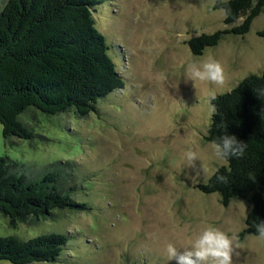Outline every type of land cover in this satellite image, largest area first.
Instances as JSON below:
<instances>
[{
  "label": "rangeland",
  "instance_id": "obj_1",
  "mask_svg": "<svg viewBox=\"0 0 264 264\" xmlns=\"http://www.w3.org/2000/svg\"><path fill=\"white\" fill-rule=\"evenodd\" d=\"M6 1L0 0V10ZM216 4L104 0L93 14L126 86L86 116L30 108L21 120L36 134L32 140L15 138L7 146L0 123V157L8 156L18 174L41 176L61 162L62 174L78 184L74 197L91 207L16 225L0 213V236H70L57 261L29 264H177L169 260L167 245L182 253L206 226L233 237L232 264H264V237H239L250 203L234 199L226 206L218 192L197 187L227 164L206 139L211 98L264 71V38L257 33L264 27V9L247 34H225L202 54L192 52L190 38L242 22L243 17L227 24ZM208 56L222 64L223 81L187 79L186 66ZM187 152L194 153L192 159Z\"/></svg>",
  "mask_w": 264,
  "mask_h": 264
},
{
  "label": "trees",
  "instance_id": "obj_2",
  "mask_svg": "<svg viewBox=\"0 0 264 264\" xmlns=\"http://www.w3.org/2000/svg\"><path fill=\"white\" fill-rule=\"evenodd\" d=\"M104 0H7L0 10V123L5 144L32 140L36 134L21 116L30 108L56 115L73 111L86 116L98 111L101 99L126 86L109 54L106 36L97 26L93 9ZM226 23L242 22L226 30L202 33L188 40L195 55L217 45L225 34L245 35L264 9V0H217ZM264 38V27L258 32ZM264 88L262 74H250L228 92L211 98L213 114L206 139L234 134L247 144L241 158H230L209 181L197 187L218 192L224 205L246 199L251 209L239 237L259 235L264 220ZM57 162L43 175L25 176L14 170L8 156L0 157V213L13 225L29 218H53L60 210L91 207L74 195L79 189L72 175H63ZM227 177V182L217 179ZM75 181V178L73 179ZM70 236L43 233L30 239L0 236V260L14 264L57 261Z\"/></svg>",
  "mask_w": 264,
  "mask_h": 264
},
{
  "label": "clouds",
  "instance_id": "obj_3",
  "mask_svg": "<svg viewBox=\"0 0 264 264\" xmlns=\"http://www.w3.org/2000/svg\"><path fill=\"white\" fill-rule=\"evenodd\" d=\"M185 75L191 81L221 83L224 79V69L218 60L208 56L199 62L189 63L185 68ZM257 92L264 95V88L257 89ZM213 147L216 158L227 161L230 158L243 157L247 144L236 135L225 133L213 141ZM186 155L192 159L194 153L187 152ZM217 179L227 182V177L223 175ZM256 229L258 234L264 237V220H260ZM167 252L169 260L175 259L177 264H232L233 237L215 226H206L191 242L190 249L185 247V251L178 254L177 248L169 243Z\"/></svg>",
  "mask_w": 264,
  "mask_h": 264
}]
</instances>
